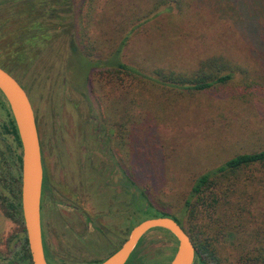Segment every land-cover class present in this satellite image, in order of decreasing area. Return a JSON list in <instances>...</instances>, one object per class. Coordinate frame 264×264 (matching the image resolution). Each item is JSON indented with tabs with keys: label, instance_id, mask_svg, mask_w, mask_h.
I'll list each match as a JSON object with an SVG mask.
<instances>
[{
	"label": "rangeland",
	"instance_id": "obj_1",
	"mask_svg": "<svg viewBox=\"0 0 264 264\" xmlns=\"http://www.w3.org/2000/svg\"><path fill=\"white\" fill-rule=\"evenodd\" d=\"M156 1L76 0L81 13L72 30L76 49L71 37L61 34L38 45L40 51L27 68L12 74L33 107L54 182L65 188L56 189L54 210L44 204L45 218L57 232L68 203L84 207L91 222L86 237L123 241L133 226L158 213L141 211L142 189L156 205H178L201 174L235 154L264 148V44L259 34L264 0H167L153 10ZM125 37L120 60L146 73L156 67L192 70L212 55L241 69L228 84L205 91L179 96L145 90V109L142 115L135 111L130 121L125 99L98 104L95 98L102 93L93 92L89 101L85 87L89 71L103 66ZM86 47L92 56L85 57ZM4 117L0 106V125ZM3 139L1 186L9 175L2 161L9 140ZM258 204L264 206L263 200ZM179 209L169 208L172 213ZM18 230L0 205L2 255L8 243L14 248L8 239ZM235 235L220 237L221 257L235 258L236 244L245 234ZM176 249L169 231L152 228L126 264H168Z\"/></svg>",
	"mask_w": 264,
	"mask_h": 264
},
{
	"label": "trees",
	"instance_id": "obj_2",
	"mask_svg": "<svg viewBox=\"0 0 264 264\" xmlns=\"http://www.w3.org/2000/svg\"><path fill=\"white\" fill-rule=\"evenodd\" d=\"M166 2L167 0H157L153 10ZM177 2V7L180 8L181 2ZM75 6L76 0H1L0 66L16 76L38 55V45L61 34L71 37V45L75 50L76 36L73 37L72 30H75L76 22L81 17ZM259 34L264 44V26L260 27ZM126 38L109 54L111 57L103 66L89 71L85 87L89 101H92L93 92L102 93V96L94 97L98 104H101V99L107 102L125 99L130 110L127 113L130 121H133L137 112L140 115L145 109V90L160 89L162 94L179 96L205 91L228 84L241 69L238 64L222 55H212L200 60L192 70L156 67L146 73L120 60L121 47ZM90 49L84 48L85 57L92 56ZM0 106L5 110L0 137L10 134L21 148L14 119L1 93ZM101 124L105 126L104 123ZM118 124L120 128L124 126L123 121ZM40 145L44 163L41 139ZM17 158L15 201L8 203L10 201L4 199L0 190V205L6 216L17 223L19 228L17 245L12 248L8 243V249L3 254V264H32L20 203L21 154ZM135 185L136 181L129 179L132 189ZM45 186L46 172L42 188ZM146 187L145 184L144 188L147 189ZM141 193L140 197L145 199L144 206H140L141 211L153 210L158 212L156 216L175 219L184 227L194 243L197 255L202 259L209 258L211 264H264V206L258 204L262 200L264 203V148L235 154L214 170L201 174L195 178L178 205H156L157 201L151 199L143 189ZM168 206H178L180 209L177 213H172ZM258 206L262 208L258 209ZM239 232L244 233L245 238L236 244L238 252L235 258L229 255L221 257L217 250L220 237L230 233L236 238L235 234Z\"/></svg>",
	"mask_w": 264,
	"mask_h": 264
},
{
	"label": "water",
	"instance_id": "obj_3",
	"mask_svg": "<svg viewBox=\"0 0 264 264\" xmlns=\"http://www.w3.org/2000/svg\"><path fill=\"white\" fill-rule=\"evenodd\" d=\"M0 93L9 106L21 142L20 203L31 262L47 264L40 228L42 153L34 110L24 88L1 66ZM152 228L168 230L177 240V249L169 264H192L194 245L183 227L169 216L146 218L137 223L121 247L100 264H124L140 238Z\"/></svg>",
	"mask_w": 264,
	"mask_h": 264
},
{
	"label": "flooded vegetation",
	"instance_id": "obj_4",
	"mask_svg": "<svg viewBox=\"0 0 264 264\" xmlns=\"http://www.w3.org/2000/svg\"><path fill=\"white\" fill-rule=\"evenodd\" d=\"M38 136L40 139L39 132ZM4 137H7V139L10 141H6L4 145L7 156L2 157V161L5 160V168L7 169L9 175L5 179V184L3 186L0 185V190L3 194L4 199L7 202L10 201L8 203L11 204L13 201H15V197L17 194V156L22 153V150L20 147H18L14 138L10 134H5ZM4 137H1V140ZM3 140H6V138ZM1 156L2 151H0V157ZM47 157L50 158V153L48 154V156H46L45 154L44 163L42 161L43 177L46 172V186L44 187V189L41 188L40 200V228L45 260L47 264H100L111 254H113L118 248H120L126 239L122 241L120 238L117 237H86L88 236V226L91 222L86 221L87 218L85 216L84 207L70 205L68 203L63 205V211L60 212L61 217L59 231L57 232L54 229L53 223L49 222V220H46L45 218L44 204L50 207L51 210H54L56 208L55 202H57V200H55L54 198L57 193V190H61L60 187L62 186V183L56 184L54 182V173L51 167V161ZM63 189L65 188L63 187ZM9 219L12 220L11 218ZM17 241L18 234L13 237V244L17 245ZM192 244L194 245L193 242ZM138 245L139 241L138 244H136V246L132 250L131 254L128 256L127 260L124 262V264L127 263L129 257H131V255L135 252L136 247ZM0 264H3V255L1 253V247ZM192 264H211V262L209 258L202 259L200 256H198L195 248Z\"/></svg>",
	"mask_w": 264,
	"mask_h": 264
}]
</instances>
